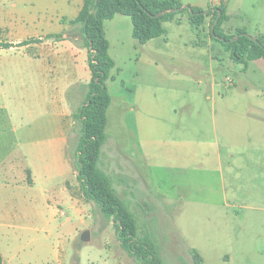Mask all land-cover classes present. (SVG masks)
Instances as JSON below:
<instances>
[{"label":"rangeland","instance_id":"obj_1","mask_svg":"<svg viewBox=\"0 0 264 264\" xmlns=\"http://www.w3.org/2000/svg\"><path fill=\"white\" fill-rule=\"evenodd\" d=\"M179 1L206 8L223 6L225 0ZM229 3L232 7L234 0ZM81 4L82 0H0V43L12 45L0 48V253L12 261L5 258L4 264H137L120 247L114 223L83 198L71 164L80 127L72 111L84 99L86 90L80 84L89 81L90 71L78 31L60 19H73ZM175 19L164 21L163 35L143 44L132 37L128 16L115 14L104 21L115 66L107 81L111 103L98 167L110 176L135 217L137 237L150 240L162 263L195 264L174 219L185 203L176 200L182 191L178 184L201 174L178 173L170 181L166 178L161 189L156 187V91H176L163 84L170 78L156 79V63L165 72L166 58L160 54L191 48L189 42L182 44L180 35L209 42L218 91L231 103L228 111L244 102L264 105V67L256 61H248L247 67L232 63L230 53L208 34L207 21L196 30L187 12ZM242 22L237 18L231 24L241 23L252 31ZM32 36H41V48L19 44ZM203 60L208 70L209 59ZM66 113L65 121L73 123L64 156L56 147V130ZM27 169L33 173L32 184ZM85 230L87 241L80 239ZM258 258L261 262L251 257L244 264H264V257ZM207 264L226 262L208 257Z\"/></svg>","mask_w":264,"mask_h":264},{"label":"crops","instance_id":"obj_2","mask_svg":"<svg viewBox=\"0 0 264 264\" xmlns=\"http://www.w3.org/2000/svg\"><path fill=\"white\" fill-rule=\"evenodd\" d=\"M223 6L228 16L222 23L226 33L242 29L253 37H264V0H234L232 7L225 0ZM237 18L250 24L252 31L241 23L231 24ZM69 20L63 17L60 22ZM32 37L37 41L25 47L41 48V36ZM178 38L191 48L160 54L166 58L165 72L156 63V79L170 78L163 84L176 88L173 94L156 91V187L161 189L166 178L170 181L178 173L201 174L178 184L182 191L176 200L185 203L174 224L182 244L197 251L201 264H207L208 257L226 264H244L251 257L261 262L258 256L263 258L264 252L256 248H264V105L244 102L228 111L231 103L218 91L211 44ZM204 57L209 59L208 70ZM250 61L264 67L263 58ZM68 117L64 114L56 130V147L63 152L73 123L65 121ZM27 170L32 184L33 173ZM0 255L3 264L5 258L12 263L10 257Z\"/></svg>","mask_w":264,"mask_h":264},{"label":"trees","instance_id":"obj_3","mask_svg":"<svg viewBox=\"0 0 264 264\" xmlns=\"http://www.w3.org/2000/svg\"><path fill=\"white\" fill-rule=\"evenodd\" d=\"M182 5L179 0H83L77 15L68 21L78 31L81 45L88 50V67L91 73L90 80L86 84H80V88L86 90L84 99L72 111V117L80 127L71 164L76 171L83 198L86 202L95 204L103 217L114 223L120 247L137 264L163 263L150 240L146 236L142 239L137 237L135 217L116 193L110 176L98 167L101 147L106 140L107 109L111 102L107 80L109 71L115 65L108 52L109 43L104 32V21L115 14L128 16L132 23V37L143 44L163 35L164 21L174 20L178 13H188V22L193 29L202 27L209 17L208 34L224 46L232 60L246 66L250 60L264 59L262 35L249 38L242 34L246 33L242 29L233 33L223 30L222 23L228 18L223 6H191V14L187 8L177 10ZM160 12L162 14L156 16ZM175 20L179 21L178 18ZM236 35L238 37L235 40H230ZM56 38L60 39L62 35L57 34ZM34 41L36 38L31 37L19 44ZM11 46L10 43H0V48ZM189 251L194 263L201 264L202 259L197 251ZM0 264H3L1 255Z\"/></svg>","mask_w":264,"mask_h":264},{"label":"water","instance_id":"obj_4","mask_svg":"<svg viewBox=\"0 0 264 264\" xmlns=\"http://www.w3.org/2000/svg\"><path fill=\"white\" fill-rule=\"evenodd\" d=\"M183 8H187L191 14L193 13V11L191 9V6H189V5H182L181 7L177 8V10H180V9H183ZM160 14H162V12L156 14V16H158ZM216 22H217V20L215 21V23ZM215 23L212 24L211 30L213 29ZM242 34L248 36L249 38H253V36L249 35L248 33H242ZM237 37L238 36L236 35L235 37L231 38L230 40H235ZM80 239L83 240V241H87L89 239V231L88 230L83 231L81 236H80Z\"/></svg>","mask_w":264,"mask_h":264}]
</instances>
